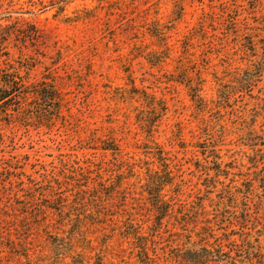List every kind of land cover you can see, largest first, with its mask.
<instances>
[{"label": "rangeland", "instance_id": "rangeland-1", "mask_svg": "<svg viewBox=\"0 0 264 264\" xmlns=\"http://www.w3.org/2000/svg\"><path fill=\"white\" fill-rule=\"evenodd\" d=\"M3 71L0 264H264V0H0Z\"/></svg>", "mask_w": 264, "mask_h": 264}, {"label": "trees", "instance_id": "trees-1", "mask_svg": "<svg viewBox=\"0 0 264 264\" xmlns=\"http://www.w3.org/2000/svg\"><path fill=\"white\" fill-rule=\"evenodd\" d=\"M18 79H20L18 76L9 72L3 71V74H0V112L8 116V118H11L12 115L9 113V108L7 106L21 94L31 93L40 101H53L56 99V95L45 86L36 87L34 91H23L21 80L19 81ZM164 182L165 181L158 175H152L147 181L149 198L154 208L159 212V217L163 214H167L168 211V206L161 199L160 195ZM158 219L160 220V218ZM186 222L187 221L181 222V225L183 226ZM207 230L211 229L207 228ZM206 235L207 237H201L198 242L192 243L191 246L179 247L174 251V257L179 264H240L239 259L235 257V251H224L216 239L213 243L210 242L209 238L212 236V233H207ZM139 238L140 237L137 235L136 240H139ZM187 240V243L190 244L191 235L187 236ZM136 244L141 253L140 255H143L141 257L143 263L149 264L153 262L152 259L148 257L145 243H143V246L141 242H137ZM252 254V252L249 253L250 257ZM245 258L247 260L249 259L247 257Z\"/></svg>", "mask_w": 264, "mask_h": 264}]
</instances>
